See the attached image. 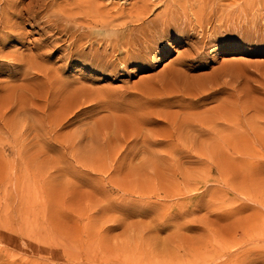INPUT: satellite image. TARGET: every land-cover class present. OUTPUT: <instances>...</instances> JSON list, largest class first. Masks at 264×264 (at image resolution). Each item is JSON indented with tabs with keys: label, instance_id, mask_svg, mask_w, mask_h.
Here are the masks:
<instances>
[{
	"label": "rangeland",
	"instance_id": "rangeland-1",
	"mask_svg": "<svg viewBox=\"0 0 264 264\" xmlns=\"http://www.w3.org/2000/svg\"><path fill=\"white\" fill-rule=\"evenodd\" d=\"M169 5L0 0V264H264V0Z\"/></svg>",
	"mask_w": 264,
	"mask_h": 264
},
{
	"label": "bare ground",
	"instance_id": "bare-ground-1",
	"mask_svg": "<svg viewBox=\"0 0 264 264\" xmlns=\"http://www.w3.org/2000/svg\"><path fill=\"white\" fill-rule=\"evenodd\" d=\"M99 1V0H98ZM128 1V0H127ZM180 0H169V2H170V5H169V7H168V9H169V11L171 10V9H174L175 10V5L179 2ZM143 3V2H142ZM156 3H158V2H156ZM90 4V3H89ZM100 5V4H99ZM103 5V4H102ZM93 6H96V5H93ZM136 6V5H135ZM182 6H183V4H182ZM185 6V5H184ZM104 7V6H103ZM110 7V6H109ZM140 7V6H139ZM137 8V9H135V11H133V12H130L129 13V18L130 19H136V21L137 22H139V21H142L145 17H147L148 15H149V13H150V11H151V8L149 7V4H148V2H144V4L140 7V8ZM105 8V7H104ZM185 8V7H184ZM96 9V8H95ZM102 9V8H101ZM167 9V10H168ZM112 10V9H111ZM114 10V9H113ZM181 10V9H180ZM83 11V10H82ZM89 11H90V9H89ZM101 11V10H100ZM129 11V10H128ZM85 12V11H84ZM116 12V11H115ZM87 13H88V11H87ZM104 14V13H103ZM103 14L101 15L102 17H103ZM117 14V13H116ZM94 15V14H93ZM106 15V14H105ZM107 16V15H106ZM115 16H117V15H115ZM99 17V16H98ZM101 17V18H102ZM178 17V16H177ZM87 18H88V16H87ZM94 18V17H93ZM126 18V17H125ZM86 19V18H85ZM98 19H100V18H98ZM121 20V17L120 18H114L113 17V20H114V22L115 21H117V20ZM91 20V19H90ZM123 21H125V20H123ZM172 21H173V19H172V15L171 14H165V16H164V19H162V21L161 22H157L155 25L154 24H152V27L154 28V29H156L157 28V24H159V28H158V30L159 31H161V32H163V34L165 33V32H169L171 29H172V26H173V24H171L172 23ZM93 22V21H92ZM92 22H90V23H92ZM101 22V21H100ZM104 22V21H103ZM118 22V21H117ZM116 22V23H117ZM126 22V21H125ZM156 22V21H155ZM95 23V22H94ZM105 24V23H104ZM102 25V24H101ZM106 25V24H105ZM123 25H124V22H123ZM94 26V25H93ZM108 26V25H107ZM121 27V26H120ZM120 27H118V29L120 28ZM101 28V27H100ZM105 28V27H104ZM110 28V27H109ZM109 28H107V29H109ZM128 28V27H127ZM116 29V28H115ZM127 30V29H126ZM154 33V32H153ZM136 35V34H135ZM148 35V34H147ZM139 36V35H138ZM151 36V35H150ZM130 37V36H129ZM133 37V36H132ZM137 37V36H136ZM145 37H146V35H145ZM134 38H135V36H134ZM133 38V39H134ZM149 38V37H148ZM132 38L130 37V40H131ZM132 39V40H133ZM150 39H151V37H150ZM137 40V39H136ZM128 41V40H127ZM133 41H135V40H133ZM147 41H148V39H147ZM129 42V41H128ZM146 42V41H145ZM127 43V42H126ZM115 44V43H114ZM137 44V43H136ZM147 44V43H146ZM134 46V45H133ZM146 46V45H145ZM153 46V45H152ZM132 48V47H131ZM148 48V47H147ZM146 49V48H145ZM150 50H152V49H150ZM147 51H149L148 49H147ZM141 52H143L142 50H141ZM145 52V51H144Z\"/></svg>",
	"mask_w": 264,
	"mask_h": 264
}]
</instances>
